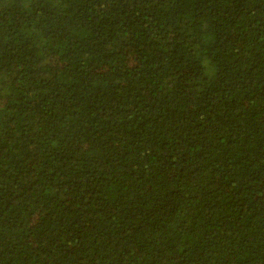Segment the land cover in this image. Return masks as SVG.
<instances>
[{"label":"trees","instance_id":"1","mask_svg":"<svg viewBox=\"0 0 264 264\" xmlns=\"http://www.w3.org/2000/svg\"><path fill=\"white\" fill-rule=\"evenodd\" d=\"M0 264H264V0H0Z\"/></svg>","mask_w":264,"mask_h":264}]
</instances>
